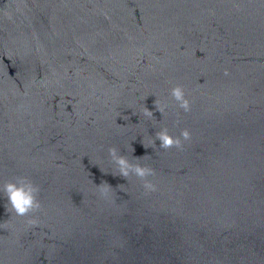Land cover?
<instances>
[{
	"label": "water",
	"instance_id": "1",
	"mask_svg": "<svg viewBox=\"0 0 264 264\" xmlns=\"http://www.w3.org/2000/svg\"><path fill=\"white\" fill-rule=\"evenodd\" d=\"M18 175L42 207L0 191V264H264V0H0V186Z\"/></svg>",
	"mask_w": 264,
	"mask_h": 264
},
{
	"label": "clouds",
	"instance_id": "2",
	"mask_svg": "<svg viewBox=\"0 0 264 264\" xmlns=\"http://www.w3.org/2000/svg\"><path fill=\"white\" fill-rule=\"evenodd\" d=\"M170 96L177 102L179 109H182L184 112L191 111V101L186 96L182 85L176 84L171 87ZM154 104L155 108L163 115L167 108V104H162L158 98L155 99ZM143 115L149 118L154 116L153 111L149 110L146 106L143 108ZM156 140L160 141L159 148L161 149L168 150L176 148L182 151L184 143L191 140V132L188 128H182L180 134L174 136L169 132L167 127H164L155 133L153 144H155ZM144 147L148 148L151 146L144 145ZM132 151H134V149H132ZM108 154L118 169L116 172L112 173L113 175H119L126 180L132 176L137 177L142 182V187L146 193L157 190L156 185L149 179V177L155 175V170L151 166L140 162L146 155L136 157L135 162H133L129 160L127 156L119 154L115 146L109 147ZM96 185L100 190V195L107 197L108 192L104 185H107L109 188L111 185L106 181H102ZM0 191H2L3 195L7 198L6 210L11 214L15 213L17 216L25 217L41 210L42 205L39 200L40 186L27 176L18 175L13 179L5 180L3 185L0 186ZM29 224L35 226L38 224V220L36 218H30Z\"/></svg>",
	"mask_w": 264,
	"mask_h": 264
}]
</instances>
